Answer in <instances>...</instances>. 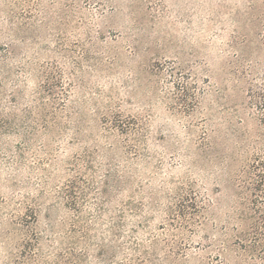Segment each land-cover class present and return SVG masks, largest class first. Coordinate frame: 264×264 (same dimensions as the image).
I'll use <instances>...</instances> for the list:
<instances>
[{
  "label": "rangeland",
  "instance_id": "374dc122",
  "mask_svg": "<svg viewBox=\"0 0 264 264\" xmlns=\"http://www.w3.org/2000/svg\"><path fill=\"white\" fill-rule=\"evenodd\" d=\"M264 0H0V264H264Z\"/></svg>",
  "mask_w": 264,
  "mask_h": 264
},
{
  "label": "trees",
  "instance_id": "16d2710c",
  "mask_svg": "<svg viewBox=\"0 0 264 264\" xmlns=\"http://www.w3.org/2000/svg\"><path fill=\"white\" fill-rule=\"evenodd\" d=\"M255 241L254 243L252 244V250L253 251H256V250H260V252H262V255L264 256V235H260V234H256L255 235Z\"/></svg>",
  "mask_w": 264,
  "mask_h": 264
}]
</instances>
